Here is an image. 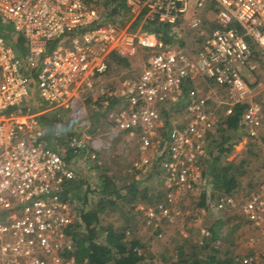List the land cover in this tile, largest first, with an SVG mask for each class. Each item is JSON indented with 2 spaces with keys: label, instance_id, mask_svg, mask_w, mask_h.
<instances>
[{
  "label": "built area",
  "instance_id": "obj_1",
  "mask_svg": "<svg viewBox=\"0 0 264 264\" xmlns=\"http://www.w3.org/2000/svg\"><path fill=\"white\" fill-rule=\"evenodd\" d=\"M126 5L125 20L82 30L100 18L88 0H0L1 23L10 26L12 40L25 39L20 50L0 33V264H74L68 229L81 220L65 192L77 174L64 152L35 127L32 107L80 103L122 48L138 45L150 55L139 76L118 92L122 104L110 113L105 133L92 134L85 118L79 133L68 137L75 157L91 146L88 158L97 161L103 139L137 130L141 162L134 165H147L149 126L161 121L172 93L200 77L225 90L232 107L245 104L241 122L250 135L259 136L264 127V112L254 102L256 79H250L258 64L264 66V0H126ZM139 16L159 32L134 27ZM188 28L195 35L189 50L181 44ZM189 110L187 125H173L166 145L177 160V187L186 190L203 175L196 147L206 125L197 105ZM209 202L226 209L237 205L234 194ZM240 207L264 238V178ZM254 260L247 255L241 264Z\"/></svg>",
  "mask_w": 264,
  "mask_h": 264
},
{
  "label": "rangeland",
  "instance_id": "obj_2",
  "mask_svg": "<svg viewBox=\"0 0 264 264\" xmlns=\"http://www.w3.org/2000/svg\"><path fill=\"white\" fill-rule=\"evenodd\" d=\"M91 7L100 12L103 6L98 1L92 3ZM117 18L125 20L124 15ZM136 31H139L138 27ZM193 33L189 28L183 33L181 44L187 50L194 46ZM119 54L127 61L119 62L117 57L112 56L109 70L98 78L95 87L84 94L80 103L46 108L35 102L37 105L32 107V112L37 113L33 117L35 127L42 130L48 144L51 142L50 136L58 137L57 133L60 132L59 140L65 143L63 146L56 142L54 144L65 152L68 137L79 133V124L85 118L91 123L92 134L97 136L105 133V123L108 122L110 113L122 104L118 92L122 91L126 81L139 76L150 55L148 50L138 45L122 48ZM258 65V72H254L250 79H256L254 102L264 112V90L261 87L264 66ZM242 71L247 72L245 67ZM190 82H185L181 89L170 95L161 112V121L149 126L147 134L152 143L146 150L150 159L147 165L141 168L134 165L136 161L141 162L142 136L137 130L119 138L110 136L103 139L105 143L99 149L98 162L88 158L90 144L78 158L74 157L68 162L77 174L71 181L69 199L70 207L77 215L80 214V209L92 208L101 196L95 190L100 187L104 174L114 177V182L121 186L136 182L139 187L147 189L146 196L137 194L135 200L130 196L119 198L115 204H104V210L99 212L98 227L104 228L100 231L99 238H105L106 229L110 226L116 232L123 230L129 238L140 239L144 245L140 252L145 255L140 264H164L163 259H175L173 252L179 244H185L190 251L198 248L211 234L208 227L219 220L220 223L215 224L214 228L218 230L215 245L220 252L229 248L239 256L253 257L264 252V238L259 228L249 224L240 207L245 194L256 188L264 178V127L257 137L245 131L235 135L230 141L232 149L225 160L234 167L240 166L244 172L238 178L240 187L234 193L236 207L226 209L219 203L208 207L201 205L200 198L204 189L216 192L207 148L216 138L222 137L220 128L232 106L225 101V90L213 81L200 77ZM192 104L197 105L206 122L203 126L205 129L199 133L196 147L199 154L197 166L203 175L198 178L193 189L186 190L177 187V160L166 151V145L173 125H187L191 115L189 107ZM89 187L91 192L88 194V206L76 196V192H84ZM168 195H171V201L168 200ZM161 203L165 204L167 212L161 208Z\"/></svg>",
  "mask_w": 264,
  "mask_h": 264
},
{
  "label": "trees",
  "instance_id": "obj_3",
  "mask_svg": "<svg viewBox=\"0 0 264 264\" xmlns=\"http://www.w3.org/2000/svg\"><path fill=\"white\" fill-rule=\"evenodd\" d=\"M98 1H101L103 6L100 11V18L92 24L84 26L82 30L95 27L104 21H118L119 19L117 16H126V0H88L90 4ZM139 25L141 29H150L159 32V28L156 26H150V22L142 23V16H139L134 22V27ZM0 33L5 35L16 48L20 50L25 48V39L22 36H18L15 40H12L10 36V26L2 24L1 21ZM164 38L166 41L171 40L166 32ZM119 52L120 51L114 53L113 56L117 57L119 62L127 61L125 57H121ZM244 107L245 104L239 103L231 108L230 114L222 122L220 128L221 133L223 132L222 137H218L214 141L212 140L213 142H211L207 148V153L211 159V170L214 173V186L216 192L215 194H208L207 191L201 193L200 204L203 206L208 207L210 204L209 199L211 197L221 199L226 195L234 194L235 190L240 187V180H238V178L244 172L240 169V166L234 167L232 164L227 163L225 158L229 155L232 149V143L230 142L231 139L235 135L243 134L245 131L247 132L245 125L241 122V114ZM11 110L12 108L7 111ZM57 134L58 137H55V135L54 137L50 136V146L56 147L54 144L55 142L57 145H64L65 141L62 142V140H59L60 132ZM51 137L54 139H51ZM64 156L65 160L69 162L75 157V152L72 148L67 146ZM70 191H72L71 182L68 183L65 192L66 198H69ZM95 191L101 196L95 201V204L93 203L94 206L92 208L90 206L88 209H80L79 216L81 223H76L68 229V233L72 240V251L70 254L74 257V263L140 264L145 258V255L140 252V248L144 246L140 239L129 238V235L123 230L116 232V230L114 231L110 226H108L107 229L105 228L107 231L105 238H99L100 231L104 230L103 227H98L99 212L104 210V204H115L119 198L124 199L127 196H130L132 200H135L137 194L146 196L147 189L139 187L136 182L123 184L121 186L114 182V177L104 174L101 177L100 187ZM89 192H91L90 187L84 192H76V196H78L82 202L88 204ZM219 221L211 223L208 227L211 234L207 236V240L203 244L198 245V248H193L190 251L185 247V244H179L173 252V255H176V258L173 259L171 257L163 259L164 264H241L244 256H239L229 248L222 253L216 247L215 240L218 238V230L215 229L214 226L215 224L217 225ZM250 264H264V252L258 253L257 260H254Z\"/></svg>",
  "mask_w": 264,
  "mask_h": 264
},
{
  "label": "crops",
  "instance_id": "obj_4",
  "mask_svg": "<svg viewBox=\"0 0 264 264\" xmlns=\"http://www.w3.org/2000/svg\"><path fill=\"white\" fill-rule=\"evenodd\" d=\"M130 48H132V47H130ZM208 192V191H207Z\"/></svg>",
  "mask_w": 264,
  "mask_h": 264
}]
</instances>
